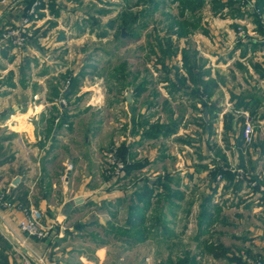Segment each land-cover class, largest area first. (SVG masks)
Listing matches in <instances>:
<instances>
[{
  "label": "rangeland",
  "instance_id": "1",
  "mask_svg": "<svg viewBox=\"0 0 264 264\" xmlns=\"http://www.w3.org/2000/svg\"><path fill=\"white\" fill-rule=\"evenodd\" d=\"M31 17L35 20L34 42L14 48L15 54L13 48L4 50L10 65L0 62V73H5L0 83L18 85V101L24 100L20 90L29 83L34 90L43 85H57L59 92L65 86L73 87V92L65 96V112L72 111L81 117L73 119V135L62 133L66 139L53 154L56 166L62 158L75 162L81 158L84 163L90 157L93 167L99 168L112 141L120 140L127 132L124 119L129 117L137 119L133 122L135 131L154 128L162 132V125L171 126L175 132L167 137L161 133L157 140L132 147V151L140 149L145 154L156 150L158 155L154 162L147 163L145 173L157 181V185L152 184L154 196L146 212L147 220L135 228L125 222L130 207L139 202L135 189L120 198L90 201L80 206L82 211L78 212L83 214H70L69 223L77 234L66 245L85 249L87 257L94 260L95 246L107 243L109 255L104 264H183L185 259L195 257L200 258L199 264H204V259L205 264H214L210 251H206L205 239L194 238L188 230L183 232L189 203L182 204V219L176 225L171 218V214L178 212L173 200L165 198L166 193L162 199L158 193H163L164 188L159 186L166 182L168 168H185L186 160L191 159L193 165L209 163L213 169L225 164L222 156L236 173L234 182L228 180L233 189L229 188V196H223L225 203L235 207L227 209L230 213H243L239 217L240 228L264 230V0H36ZM30 46L38 54L32 56L27 52ZM10 66L6 72L5 68ZM189 69L202 74L204 82L213 84L211 92L202 98L209 109L198 98L192 100L180 92L171 102L164 100L167 85L173 84L176 74L180 75L177 83L188 78ZM191 84V80L185 83ZM137 86H142L140 94ZM49 94L55 96L50 91ZM93 118L103 121L94 124L97 131L90 134L92 143L88 151L84 144L85 128ZM244 119L251 123L254 136L242 155L241 150L230 145L245 126ZM0 135L18 136L4 126L0 127ZM17 141L3 142L6 152L20 151ZM77 146L80 148L76 149ZM208 152L210 156L206 155ZM242 160L244 167L240 168ZM56 173L54 169L48 176L46 183L53 184L42 195H46L55 211L60 204V198H56ZM14 174L8 165L0 167V195L8 193ZM36 174L30 172L31 177ZM208 175L213 180L210 172ZM135 179L136 176L128 184ZM192 179V198L196 194L202 196L206 187L200 189L197 183H206L205 178L194 174ZM183 186L175 191L184 192ZM38 193L34 196L41 195ZM35 208L42 212L45 224L44 208ZM110 212L119 214L118 226L115 221L99 223V217L105 218ZM159 219L173 233L160 232ZM229 226L226 231L230 233L238 228ZM136 238L137 242H130ZM14 249L12 243L10 253ZM72 256L74 259L77 255ZM258 258L254 261L264 263L263 258Z\"/></svg>",
  "mask_w": 264,
  "mask_h": 264
},
{
  "label": "crops",
  "instance_id": "2",
  "mask_svg": "<svg viewBox=\"0 0 264 264\" xmlns=\"http://www.w3.org/2000/svg\"><path fill=\"white\" fill-rule=\"evenodd\" d=\"M35 2L36 0H8V3H0V31L6 26L19 24ZM31 19L32 24H34L35 20H33V17ZM33 42L34 40L30 43ZM4 50L6 51L4 47L0 46V62H8L6 59L7 54ZM12 51L14 54L16 53V49L13 48ZM26 51H29L32 56L33 53H37L34 46L28 47ZM14 54L13 57L15 56ZM53 61L55 62V59ZM9 63L8 65H10ZM9 69H11V66L6 67L5 71L7 72ZM3 74L0 73V79L4 76ZM46 75L47 73H45ZM174 81L176 84L167 85L169 87H167L168 95H166L164 100L169 102L178 92L193 100L186 92L191 89V86L179 85L176 79ZM17 86L14 84L7 86L4 82L0 83V127L4 126L10 132H15L18 135L17 138L9 136L8 139H6L7 135H0V145L3 146L0 152L1 157L7 154L14 157L13 160L0 164V167L8 165L11 170L15 171V174L10 179L11 186L8 188V193H13L14 196L7 202L0 201V231L14 244L15 248L14 252L10 253L9 262L10 264H17L23 261L24 257H27L31 264H104V259L109 255L107 243H98L95 246L94 260L87 257L85 249L76 250L70 245H66L68 239L74 238L75 234H77L76 228L74 231L69 223L71 220L70 214H83L84 212H78V210L82 211L80 206L90 201L98 202L101 199L112 200L113 198H120L123 193L129 192L131 189L142 188L146 181H149L151 185L154 183L157 185L155 177L151 175L149 177L145 176L149 166L147 163L150 164L158 158L156 150H153L150 154H145L140 149L138 152L135 151L136 149H134L135 152L132 151V147L136 144H144L147 140H157L162 135V132L158 131L157 136H148L142 129L135 131L133 122L135 123L137 119L136 117H129L124 119V122L128 124L127 132L120 137V140L112 141L110 152L106 153L107 156L104 157L103 165L99 164V168L93 167L90 157L84 163L81 158L76 162L70 158H62L56 166L54 164V151L58 150L60 145L63 144V139H66L64 138V133L73 135L74 132L71 125L76 121H73V119H79L81 116L72 111L66 113V105L58 103L62 93L58 91L57 85H53L51 88L43 85L38 87L40 89L34 90L30 83L26 84L20 90L24 95L23 101L16 99ZM49 91L55 96H51ZM65 91L67 92L68 89ZM50 111L59 114H64L65 112V115L68 116L66 122L68 127L65 123L63 125L57 124L56 119L58 117L55 119L56 115H50ZM102 121L101 118H93L88 124L86 123V134L84 137L86 148L92 143L89 138L90 134L97 131V127L94 124L102 123ZM174 133L172 131L169 135ZM2 139L4 140L2 141ZM17 139L20 151L16 149L6 152L3 144L8 141L16 142ZM78 148L80 146L76 147V149ZM87 150L90 151L89 148ZM210 154L209 152L206 153L207 156H210ZM114 159L126 163L120 175L116 174L117 165L113 163ZM186 161L185 168L174 166L167 169L169 171L168 176L172 178L171 182H169V187L172 193L176 194L169 198L173 200V205L178 210V212L171 214V218L176 221L175 224L177 225L179 219H182L179 211L182 204L188 202L189 207L184 214L186 222L183 232L188 230L193 233L194 238L205 239L206 251H210V255H208L214 264L225 260L227 264H253L252 262L257 257H259L258 259H264L262 257L264 253L263 228L250 226L240 228L242 219H239V217L241 218L243 213H230L229 209L231 210L235 206H230L233 203H225L226 199L223 196H229L230 194L228 192L231 187L229 181L227 180L226 182L224 177L222 180L217 177L214 180L209 179L210 175H208V172L214 169L209 168V163H206L207 165H193L191 159ZM69 162L73 164V168L65 173ZM130 165L133 168L130 173L126 174L125 169H128L127 167ZM54 169L57 170L59 185L58 196L57 194L55 196H57V199L60 198V204L56 211L53 204H49L46 195L42 196L44 191H48V185L52 186L53 184V182L47 184L46 180ZM32 171L38 173V175L31 177L30 172ZM194 174L205 178L206 183L197 184H199L200 189L206 187V191L202 196L196 194V197L192 198V188L194 187L192 177ZM135 176L136 179L128 184V181ZM17 177H19V182L14 184L13 182ZM123 182L127 183L122 186ZM20 184H22V191L27 192L28 201L23 202L24 204L20 203L19 199L16 198L18 197V189H13V187ZM181 185H184L182 187L184 192L175 191V188H179ZM35 192H40L38 194L41 195L34 196ZM177 194L180 195L178 196ZM35 206H39L41 209L44 208L43 212L46 215L44 223L50 227L48 237L29 236L19 229V222L26 214L25 209L35 208ZM128 216L129 213H126L125 222H127ZM162 216L164 215L162 214ZM118 217L119 214L110 212L106 214L105 218L99 217V223L106 224L115 221V225L118 226ZM160 218L167 221L164 217ZM120 220L122 219L120 218ZM227 222L238 228L233 233L226 231V228L230 227L229 224L224 226ZM158 229H160V232H168L167 234L173 230L171 227L166 226L165 222L164 225H159ZM212 248L214 253L211 250ZM74 253L77 256L73 259L72 254ZM120 259L122 260V257ZM169 262L171 263V261ZM199 262L200 258L196 259L195 257L192 260L185 259L183 264H199ZM203 263H206L205 259ZM117 264H122V262L117 261Z\"/></svg>",
  "mask_w": 264,
  "mask_h": 264
},
{
  "label": "trees",
  "instance_id": "3",
  "mask_svg": "<svg viewBox=\"0 0 264 264\" xmlns=\"http://www.w3.org/2000/svg\"><path fill=\"white\" fill-rule=\"evenodd\" d=\"M6 48H13V47L11 45H4V49H6ZM187 76H188V78L187 77L183 78V80H180V82L178 84L179 85H185L187 80H191V82H192L191 89H188L186 91L187 94H189L193 99H197L198 98L200 100V102L204 106H206L207 109H209L208 104L205 103L202 98H203V95L205 93H210L211 92V89L213 88V84H211L210 82H204L202 74L194 72V71H192L190 69L188 71V75ZM179 77H180V75L176 74V81L178 80ZM173 84H176V82L173 81ZM72 88L70 89V87H66V88L63 87V89L61 90V93H62L61 96H63L64 98H65V96L68 97L69 94L71 92H73ZM66 89H68L67 92L65 91ZM136 90H137V92H139L138 94H140L143 91L142 86H137ZM204 112H206V110H204ZM207 113H208V111H207ZM66 116L67 115H65V112H64V114H59L58 116H56L55 119L57 117H60L59 125H63L64 123L66 124V122H67L68 116L67 117ZM205 121H206V119H205ZM244 122H246V119H244ZM160 127L165 128L162 131V134L164 136L169 135L174 130L171 126L166 127V126L160 125ZM134 130H135V128H134ZM243 130H244V126L239 131V133H237L234 143H232L230 145V147H232V148H235L237 150L239 149V151L241 150V153H239V154H242V155H244V150L243 149H245V146L247 144H249V142L246 141L244 136H243ZM157 132L158 131H156V129H154V128L144 131V133L147 134L148 136L149 135L157 136L158 135ZM8 138L9 137H6V139H8ZM3 140L4 139H2V141ZM252 140H253V138H252ZM255 141H253L254 145L255 144L257 145L258 141H256V142ZM2 149H3V146L0 145V152H1ZM13 159H14V157L9 156V155H5L3 157H1V155H0V164H5V163H7V162H9V161H11ZM222 159H224V163L225 164L218 165V166L214 167V169L211 170V172H210L211 178L214 180V179H216V177L218 175L222 174L224 179L226 178L230 182H234V179L236 177V173L234 171H232L231 168H229V166H227L226 157L222 156ZM243 164H244V161L242 160V162H240V164H239L240 168L244 167ZM127 168L128 169H125L126 170V174L130 173L133 167H132V165H130ZM171 179L172 178L170 176H167L166 177V182L160 183V185L162 184L161 186L164 189H163V193L162 194L158 193V195L160 194V196H162L161 197L162 199L164 197V193H166L165 198H167V199H169L171 196L176 195L175 193H172V190L169 187V182H171ZM21 187H22V184H20V185H18L16 187H13V189L14 190L18 189V197H16V198L19 199V202L20 203H23V202L25 203V202L28 201L27 200V192L26 191H22ZM8 194L9 193H6L4 195H0V201L1 202H7V201H9L12 198V196H14L13 193H11L9 195ZM135 194L138 195V201L139 202H137V204H136L137 206L135 205V206H131L130 207L129 216H128V220H127V224H130L133 228L140 226L142 223H144L147 220L146 212L149 209V204H151V199L154 196V188L152 187V185L150 184L149 181H146L145 185L142 188L136 189ZM177 195L179 196L180 194H177ZM157 223L160 226L162 224L164 225V222L161 219H159ZM135 241L137 242L138 239L136 238L134 241H130V242L135 243ZM11 247H12V243L0 231V264H10V262H9V256H10L9 249H11Z\"/></svg>",
  "mask_w": 264,
  "mask_h": 264
},
{
  "label": "built area",
  "instance_id": "4",
  "mask_svg": "<svg viewBox=\"0 0 264 264\" xmlns=\"http://www.w3.org/2000/svg\"><path fill=\"white\" fill-rule=\"evenodd\" d=\"M0 3H8V0H0ZM35 4L28 11V13L22 18L21 22L17 25L6 26L2 31H0V46L11 45L13 48L22 47L25 44L30 43L35 39V34L32 30V19L31 15L35 13ZM67 86H65L66 88ZM58 103L64 105L65 98L61 96L58 99ZM60 122V117L56 119V123ZM67 126V124H65ZM254 129L251 123L247 120L245 122L243 136L246 141L250 142L252 139ZM113 163L117 165L116 174L120 175L123 169L126 166V163L123 161L113 160ZM73 168L71 162L66 166L65 173L70 171ZM234 171V170H233ZM219 180L223 179L222 174L218 175ZM25 217L19 222V229L26 233L29 236H35L38 238L48 237L50 234V227L46 224H43L42 212L36 208L25 209ZM253 264H264L262 260H256L252 262ZM17 264H31L30 260L27 257L23 258V261Z\"/></svg>",
  "mask_w": 264,
  "mask_h": 264
},
{
  "label": "water",
  "instance_id": "5",
  "mask_svg": "<svg viewBox=\"0 0 264 264\" xmlns=\"http://www.w3.org/2000/svg\"><path fill=\"white\" fill-rule=\"evenodd\" d=\"M128 95H129V93H128ZM18 182H19V177H17L13 183L17 184Z\"/></svg>",
  "mask_w": 264,
  "mask_h": 264
}]
</instances>
